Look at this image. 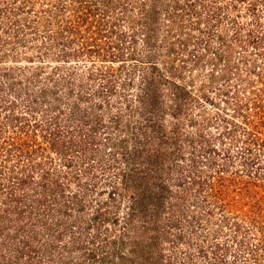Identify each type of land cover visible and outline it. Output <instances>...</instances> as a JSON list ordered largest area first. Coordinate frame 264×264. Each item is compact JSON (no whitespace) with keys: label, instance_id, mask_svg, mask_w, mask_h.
I'll return each mask as SVG.
<instances>
[{"label":"trees","instance_id":"1","mask_svg":"<svg viewBox=\"0 0 264 264\" xmlns=\"http://www.w3.org/2000/svg\"><path fill=\"white\" fill-rule=\"evenodd\" d=\"M198 1L147 0L142 2L135 23L126 19L127 4H117L116 0H53L43 11L42 21L47 26H53V47L56 43L58 48L57 61L63 65L71 60L86 59L103 63V68L100 66L95 72L91 69L87 73L89 80L96 78L102 81L101 89L95 90L98 95L108 97L117 93L115 83L128 62L132 67H143L133 98L124 96L126 110L130 115L136 113L140 123L132 129L129 126L124 128L130 136L125 135L118 140L119 149L115 152V158L124 168L118 171L117 181L107 182L111 189L104 190L106 198H102L104 200L97 205L91 218L93 223L88 226L105 232L102 246H134L128 256L120 254L116 248L113 254L119 259L116 264H130L138 259L148 261L149 251L161 246L167 235L174 242L182 240L177 228L184 218L194 228H204L206 224L210 225L213 215L217 213L220 226L232 234L231 242L239 246V252L255 256L258 259L255 260L256 264L264 262V48L260 46L264 33L260 36L250 33L247 40L248 44L257 48L253 64L249 65L251 67L247 68L245 74L248 75L246 85L251 92L238 97L237 92H230L233 88L231 85L227 88L229 79L225 77L224 87L217 89L220 101L226 105L217 117L221 128L219 137L222 143L226 138L229 140V148L219 155H223L224 164L216 163L212 157L209 161L214 166L217 179L203 177L194 158L189 159L187 165H177L184 159L180 121L187 118L188 108L195 99L192 81L189 84L176 81L183 79L181 69L199 65L200 58L192 55L189 62L182 60L183 67L177 70L172 62L177 59L178 53L175 45L169 43L166 54L171 62H163L160 68L156 56L158 51L161 52L163 42H158L157 31L163 10L166 11L170 27H174L178 23L174 20L181 18L179 11L182 2L194 10L193 6ZM26 5V0L6 1V4L0 0V30L4 28V20L14 26L10 39L13 44L23 43L20 35L23 27L28 25L22 26L21 19ZM255 6V2L250 4L252 9ZM213 10L216 15L213 17H217L219 8ZM122 21L128 22L127 31L122 30ZM180 23L177 24L178 29ZM171 32L169 29L166 31V39ZM139 36L146 50L142 56H137L128 46L132 48ZM176 42L180 43V40ZM5 44L9 43L0 38V52L4 53L0 54V78H4L9 90L13 91L21 82L36 79L43 69H33L26 77L20 72L16 73L5 65L9 57L3 50ZM57 70L55 67L53 74L46 76L48 82L53 81L54 105L50 112L54 114L45 126L38 119L37 107L32 104L24 106L23 113L19 114L16 104L0 100V242L20 246L19 257L31 253L30 246L40 242L33 222L41 223L52 213L66 216L73 209L83 208L81 200L68 196L66 192L67 180H80L71 170L74 162L68 154L74 148H79L87 155L85 152H92L96 146L92 132L84 144H73L75 136L72 132L68 133L73 129L63 125V121L61 123L63 99L60 89L65 86L63 95L72 97L70 84L73 83L74 72L66 70L57 79ZM20 71L24 69L20 68ZM209 78L214 79L212 72ZM131 85L129 78L122 82L121 87L128 89ZM81 88L82 85L79 90ZM37 97L45 100L48 91L41 89ZM78 98L82 99V95L79 94ZM204 98L207 102H214L209 97ZM33 99L35 102L38 100L36 97ZM196 102H200L199 98ZM227 109L230 116L225 112ZM70 115H76V106L71 107ZM114 119L118 124L119 116ZM166 119L168 125L164 124ZM189 123H194V120ZM67 134L71 135L65 141ZM129 141L133 145L130 148ZM49 151L59 156L62 170L46 156ZM215 151V148L207 145L203 153L208 155ZM166 163L173 169L177 167L181 175L188 170L187 175L180 176L178 182H172L171 185L176 187L174 191L169 184L160 180ZM234 166L236 171L240 168L241 172H231L230 167ZM120 203L127 205L122 216L118 212ZM185 205L187 210L184 209ZM42 225V230H50L47 218ZM128 235H134L136 239ZM154 254L155 251L152 256Z\"/></svg>","mask_w":264,"mask_h":264},{"label":"rangeland","instance_id":"2","mask_svg":"<svg viewBox=\"0 0 264 264\" xmlns=\"http://www.w3.org/2000/svg\"><path fill=\"white\" fill-rule=\"evenodd\" d=\"M6 1L12 3V0H3L4 4ZM50 1L53 0H26V12L22 14V19L20 17L21 25H28L23 27L20 35L23 43H11L12 40L10 39L14 26H11L8 21H3L4 28L0 30V38L9 43L3 47L6 56H9L5 60V65L13 68L16 73L24 74L25 77L33 69L42 68L43 70L36 79L21 82L17 86L18 88L16 87L13 91L9 90L5 79L0 78L2 89L0 100L16 104L15 108L19 114L23 113L24 106L28 103L32 104L37 107L38 119L45 126L54 114V112H50L54 105L53 81L48 82L46 76L53 74L55 67L58 69L55 73L57 79L65 74L66 70L73 71L72 77L74 79L73 83L70 84L73 89L72 97L66 98L63 95L65 86L60 89L63 99L60 114L61 123L63 121V125L73 129L68 132H72V135L75 136L73 139L75 143L73 144H84L92 132L96 138V146L94 145L92 152L91 150L86 151L87 155L79 148H74V151L68 154L74 162V167L71 170L78 175L80 180L79 182L74 179L67 180L66 192L68 196L72 195L74 199L81 200L83 208L73 209L66 216L52 213L43 218L41 223L33 222L34 227L39 232L40 242L36 246H30L32 252L22 257H19L18 254L20 246H12L10 242H0V264H116L119 259L113 257L115 249L118 248L120 254L128 256L134 246H102L105 232L88 226L93 223L91 218L94 216L97 205L104 200L102 198H106V191L104 190L111 189L107 182L117 181L118 171L124 168L116 159L117 157L115 158V152L119 149L118 140L123 139L125 135L130 136L128 132L124 131V128L129 126L132 129L140 123V117H137L136 113L130 115L126 110L124 96L133 98L137 85L140 84L141 68L143 67L138 65L132 67L128 62L122 75L115 83L116 94L108 97L103 95L102 97V95L95 93V90L101 89L102 81L96 78L89 80L87 73L100 66L103 68V63L96 61V59H86L71 60L63 65L57 61L58 48L56 43L53 47V26H47L42 21L43 11L48 8ZM116 1L117 4L120 2L127 4L128 16L126 19L128 22L132 20L135 23L139 18L142 2L147 0ZM254 2L256 6L252 9L250 4ZM193 7L194 10H191L186 3L183 4L182 2L179 11L181 18L174 20V22H178L177 24L181 22L179 29L177 24L170 27L166 11L163 10L157 31L158 42L163 43L161 52L158 51L157 53L156 60L158 59L157 65L160 68H162L163 62L167 64L171 62L166 54L169 43L175 45L174 48L178 53L177 59L172 62L177 70L183 67L182 60L189 62L188 60L192 55L200 58L199 65H190L181 69L183 79L176 81L181 84H189L192 81L195 99V102L188 108L187 118L180 121L182 124L181 133L183 134L181 150L184 159L180 160L177 165L181 167L187 165V161L194 158L197 168L202 171V176H211L216 180L214 166L209 163L210 158L215 159L216 163L224 164L223 155H219L222 151L225 153L224 151L229 148V140L226 138L222 143L219 137L221 128L217 122V117L226 108V105L220 101L221 96L218 95L217 89L219 86L224 87L223 77H225L229 79L226 82L227 88L231 85L233 88L230 92H237L238 97L242 98L244 95L246 96V93L251 92V89H248L246 85L248 75L245 74L247 68L251 67L249 65L253 64L257 48L248 44L247 40L250 33L256 36L264 33V0L260 2L259 0H242L241 2H237V0H200ZM116 8V12H118L119 9ZM213 8H219L217 17H213L216 16L213 13ZM39 14L41 15L40 19H38ZM128 22L122 21L120 23L123 31H127ZM8 27H12L9 30L11 32L5 31ZM180 28L181 32H179ZM168 29L172 32L166 39L165 33ZM175 36L176 38L173 39ZM177 40H180V43L176 42ZM128 46L137 56H142L146 52L141 36L137 37L132 48L131 45ZM260 46L264 48V38ZM1 53L4 54L2 51ZM20 68L24 71H20ZM211 72L214 79L209 78ZM129 78L132 80V85L128 89L122 88V82ZM80 85L82 88L79 90ZM41 89L48 91V97L45 100L37 97ZM79 94L82 95V99L78 98ZM204 96L209 97L214 102H207ZM35 97L38 99L36 102L33 99ZM198 98L200 102L197 103ZM75 106L76 115L71 116L70 109ZM227 110L225 112L227 116H230V110ZM118 116L117 124L114 117ZM190 120H194V123H189ZM164 124L168 125L167 119ZM70 135L67 134L65 141ZM207 145L220 152L216 153L215 151L208 155L203 153ZM128 146L129 148L133 146L130 141ZM46 156L60 170L63 169L60 165L62 161L53 151L47 152ZM240 170L238 168L236 171L235 166L230 167V171L233 173H240ZM187 171L186 169L183 175H187ZM183 175L177 167L173 169L166 163L160 180L164 184H169L174 191L176 187L171 185L172 182H178L180 176ZM120 204L118 212L119 216H122L127 205ZM184 209L187 210V205L184 206ZM187 216L190 214L187 213ZM213 216L210 225L206 224L204 228L197 229L192 223H189L187 218H184L177 228L182 234V240L174 242L172 237L167 235L168 239L165 237L166 240H163L161 246L149 251L148 261L138 259L137 262L130 264H256L255 260L258 259L255 256L240 253L239 246H235L231 242L232 234L230 235L226 228L220 226L219 214ZM46 218L49 231L42 230V223ZM128 237L133 240L136 239L134 235H128ZM93 239H95L94 243H92ZM154 251L155 254L152 256ZM260 264H264V262Z\"/></svg>","mask_w":264,"mask_h":264}]
</instances>
